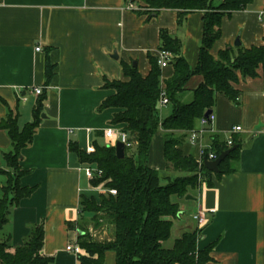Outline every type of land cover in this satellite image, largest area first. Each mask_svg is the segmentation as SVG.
Here are the masks:
<instances>
[{
	"label": "crops",
	"instance_id": "crops-1",
	"mask_svg": "<svg viewBox=\"0 0 264 264\" xmlns=\"http://www.w3.org/2000/svg\"><path fill=\"white\" fill-rule=\"evenodd\" d=\"M220 3L213 0L215 7ZM144 10L141 0H0V122L11 115L21 130L32 122L34 106L44 97L39 125L18 161L23 172L19 186L30 188L31 193L11 207L0 231L12 248L23 245L32 226L42 224V252L52 258L50 264H77L78 254L67 252L66 245L78 244L80 197L98 200L104 189L102 183L92 185L95 176L85 172L86 166L96 169V165L80 162L69 144L76 142L88 154L112 139L105 136L106 129L122 132L123 128L110 123L117 109L98 111L100 103L114 94L113 89L104 88V79L128 81L122 64L147 76L149 58L157 61L161 30L180 41L181 56L190 69L197 65L204 12H190L178 24L175 10L161 9L156 14ZM219 29L210 48L215 59L226 48L262 45L264 0H251L243 10L225 15ZM236 41L239 46L234 45ZM47 57L52 66L49 82ZM159 69L164 89L174 68L169 63ZM202 81V75L190 76L180 99L188 101ZM232 86L239 93L237 103L217 93L212 108L215 118L204 127L200 143L192 144L186 136L179 148L200 164L202 150L215 153L210 147L214 135L226 143L230 140L231 146L236 138L241 144L237 169L219 177L211 171L201 176L195 198H189L192 222L177 221L176 236L186 227L197 226L193 216L202 212L207 222L196 247L212 246L204 264H264L263 66L259 65L255 77L239 74ZM36 88L41 89L38 95ZM172 110L171 103L159 106L160 120ZM201 127L198 118L193 129ZM11 151L10 137L0 128V197L11 172L3 154ZM148 165L162 176L167 173L162 130L151 140ZM185 207L189 206L181 205L184 211ZM115 262L116 254L106 251L104 264Z\"/></svg>",
	"mask_w": 264,
	"mask_h": 264
},
{
	"label": "trees",
	"instance_id": "trees-1",
	"mask_svg": "<svg viewBox=\"0 0 264 264\" xmlns=\"http://www.w3.org/2000/svg\"><path fill=\"white\" fill-rule=\"evenodd\" d=\"M141 1L148 6L144 11L149 14H156L161 9L177 11L178 24L190 12H204L198 62L194 69H190L181 56L180 41L170 37L165 30L160 31L159 50L170 54L169 63L174 68L164 88L173 110L163 120L159 116L161 87L156 58H149L151 69L145 77L135 67L122 64L128 81L104 79V88L113 89L114 94L100 103L98 111L117 109L110 123L123 124L122 132L127 134L130 145L125 146L124 157L117 158L115 146L96 145L87 154L76 142L69 144V149L76 153L80 162L94 164L96 169L101 170V175L95 176L91 183L94 186L102 183L104 189L98 200L80 197V215H88L95 227L100 225V220L103 221L110 235L105 240H95L89 232L82 230L77 237L80 249L77 264H104L106 251L116 254L115 264H204L210 259L211 245L202 250L196 247L201 231L198 226L186 227L170 246L165 245L171 237L174 222L181 220L185 214L181 209V200H189L187 196L195 198L194 192L202 184L201 176L210 173L192 155H183L179 146L194 128L195 121L203 117L207 110H212L217 93H223L237 103L239 93L232 84L238 81L239 74L255 77L259 65L264 69V36L260 46L226 48L218 53L216 59L210 54L213 42L220 35L222 18L243 10L251 0H221L217 7L213 6V0ZM194 74L202 75L203 81L188 101H182L180 95L185 93L184 86ZM51 75L52 66L47 57V82ZM43 101V96L38 99L32 122L21 130L11 115L0 122V128L7 131L12 144V151L3 154L11 172H8L0 197V231L8 221L11 207L31 193L30 188L19 186L18 180L23 172L18 161L21 149L30 144L39 125ZM159 130L163 131V154L167 168L163 176L148 165L150 143ZM233 144H237V148L219 164L217 177L237 169L241 144L236 138H233ZM210 147L218 156L230 146L220 136L214 135ZM203 155H207L206 150ZM110 190H115V194ZM43 239L42 224L32 226L23 245L16 248L11 247L8 237L0 236V264H50L52 258L42 252Z\"/></svg>",
	"mask_w": 264,
	"mask_h": 264
},
{
	"label": "built area",
	"instance_id": "built-area-1",
	"mask_svg": "<svg viewBox=\"0 0 264 264\" xmlns=\"http://www.w3.org/2000/svg\"><path fill=\"white\" fill-rule=\"evenodd\" d=\"M37 50L40 49V47H36ZM170 62V54L167 52V51H164V50H159L158 52V55H157V64L160 68H164L166 67ZM35 94H40L41 93V89L39 88H36L34 90ZM169 103L168 101V98L167 96L165 95V90L164 89H161V92H160V95H159V100H158V104L159 106H166L167 104ZM215 116L213 114V112L208 116V117H201L200 118V124H201V128L200 129H192L189 131L188 135H187V140L194 144V143H200V136L202 135V133L204 132V127L212 122L214 120ZM234 130L238 131L240 130V127H235ZM114 135H116V137L119 139V141L123 142L125 146H128L130 145L128 143V136L126 133L124 132H116L115 130H113L112 128H108L105 130V136L107 138H113ZM228 146H231V141L229 140L227 142ZM202 157L203 158H206L208 160H214L217 155L213 152H209L207 155H203L204 154V151L202 150ZM203 162V159L201 160L200 159V164H202ZM85 172L87 174V176H89L90 178L91 177H94V176H100L101 175V170H98V169H93L89 166H86L85 167ZM115 190H110V193L112 194H115ZM193 218L197 221V226L198 228H202L207 220L204 216V213L202 212H198L196 213ZM66 251L67 252H71L73 254H79L80 252V249H79V246L78 244H75L74 242L73 243H69L66 245Z\"/></svg>",
	"mask_w": 264,
	"mask_h": 264
},
{
	"label": "rangeland",
	"instance_id": "rangeland-1",
	"mask_svg": "<svg viewBox=\"0 0 264 264\" xmlns=\"http://www.w3.org/2000/svg\"><path fill=\"white\" fill-rule=\"evenodd\" d=\"M143 7L148 8V6L145 3H143ZM117 140L118 139H117L116 135H114V137L111 140L106 139V142H103V143L106 145H110V144H114ZM190 202H191L190 200H181V204L189 206V207H185V214L183 215L182 218L188 219L189 222H192L191 221V213L193 210H192V204H190ZM90 219L91 218L88 215L84 214V217H82V220L79 223V226L81 227L80 232H83L85 230V231L89 232L92 235V238H94L95 240H101L100 238H102V240H105L107 238V235L109 234L108 226L106 224H104L103 221L100 220V225L98 227H95L94 223ZM177 221L178 220H176L174 222L173 231H172L170 239L165 243L166 246L171 245V242L173 241V239L176 237V235L178 233L176 230V224H177L176 222Z\"/></svg>",
	"mask_w": 264,
	"mask_h": 264
},
{
	"label": "water",
	"instance_id": "water-1",
	"mask_svg": "<svg viewBox=\"0 0 264 264\" xmlns=\"http://www.w3.org/2000/svg\"><path fill=\"white\" fill-rule=\"evenodd\" d=\"M235 46H239V42L236 41L234 43ZM212 113V110H207L204 114L205 117H208ZM115 155L117 158H123L125 155V145L121 141H117L115 143ZM237 148V145L234 144L228 149L222 151L219 153V155L214 160H208L206 158H203V166L214 173H217L219 171V164L233 151ZM191 198V196H187V199Z\"/></svg>",
	"mask_w": 264,
	"mask_h": 264
}]
</instances>
